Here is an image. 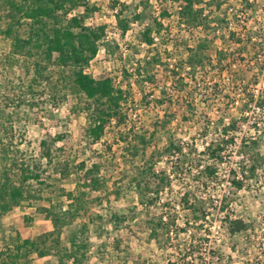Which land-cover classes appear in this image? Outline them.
<instances>
[{"label": "rangeland", "instance_id": "rangeland-1", "mask_svg": "<svg viewBox=\"0 0 264 264\" xmlns=\"http://www.w3.org/2000/svg\"><path fill=\"white\" fill-rule=\"evenodd\" d=\"M121 1L131 6L132 12L130 11L128 16L132 19L140 0ZM210 1L212 0H206L200 7L205 8L212 27L207 34L210 45L208 55L212 62L204 68L190 72L186 64L188 56L184 45L194 47V43L190 40L188 31L179 26L174 18L171 34L158 37L161 44L164 41L168 43L163 47L170 49V55L164 57L172 58L165 61L178 67L177 71L188 84L187 91L180 93L178 85H171L173 80L160 77L149 92V104L141 105L140 99L143 95L135 87L139 117L132 118L137 126L134 135H145L150 138L154 131V120L161 119L167 125L157 133L155 145L164 147L168 139L174 138L185 144V155H188L190 151L202 152L204 145L218 139L224 128L235 121L237 130L231 133L236 139L235 143L228 148L226 163L218 165L217 182L202 180L196 170L197 162L194 160L191 162L185 155L161 160L156 165L157 172L167 171L172 176L179 177L174 182V194L161 196L156 206L148 210L142 211L140 206L142 213L139 218L135 222L125 224L119 231H115L110 221L111 212L124 211L131 203L133 205L138 203V197L130 184V177L133 174L125 180H120L119 173L128 167L122 158L124 144H118L119 130L110 128L103 141L94 145L84 138L83 134L87 127L86 114L80 109L85 105L83 96L67 92L66 88L61 89L60 86L56 91H62L61 95L54 101L55 93L49 90L50 87L46 88L43 85L37 86L38 93L35 96L29 94L28 87L33 74L27 72L28 65L25 60L17 56L9 59L11 44L0 34V110L12 117V123L8 128L11 130V126L13 127L17 139L20 140L22 134L25 136L21 149L31 154L46 133L55 135L58 132H67L69 136L63 142L66 159L76 163L86 161L88 166L94 163H102L104 167L111 165L110 172L102 171L100 176L113 175L111 184L119 182L117 186L122 188L123 195L119 199L114 195L94 193L93 197L103 195L105 202L90 205L88 211L82 213L81 217L63 232V247H70L69 241L73 233L85 229V236H82V239L88 245L86 264H264V139L260 137L255 127L256 121L257 124L264 123V115L255 108L247 114L245 108L251 98L250 90L264 92V72H260L261 62L257 56L260 53L264 57V32L262 30L255 34V31H258L256 28L264 25V0H222L220 10H216L215 5L209 6L207 3ZM154 2L153 0V4ZM102 3L103 8L92 11L86 22L108 24L113 28L116 25V12H112L108 1ZM154 6L155 8L149 4L148 10H145L148 15L159 13L156 12L159 9L157 5ZM138 9V13H141L144 7L140 6ZM79 15L81 17L84 15L83 10L74 12L72 16ZM144 22L146 24V21ZM145 24L133 22L132 29L126 37L120 38L116 32L110 34L117 37V44L124 54V60L116 61L102 48L88 72L97 78L112 77L116 83L123 81L122 72L126 69L135 74L134 70L137 67L134 66L135 63L142 60L147 52L138 38ZM233 32L235 38L231 35ZM251 37H256L257 40L251 42ZM175 41L177 46L174 44ZM220 54L225 59V64L218 63ZM50 69L56 72L54 79L57 80L61 70L58 67ZM159 69L165 71L163 67ZM136 79L137 75L133 78V84H136ZM258 83H260L258 87H255ZM163 89L173 94V97L169 95L162 97L160 92ZM41 92L47 94L39 95ZM186 93H190L189 101L194 99L197 103L198 117L194 118L184 113L183 99ZM200 116L202 120H199ZM254 141H261L255 150L252 148L254 156L257 157V153L260 156L257 163L255 159L253 161L243 157L246 156L245 152L250 150L248 146H254L252 144ZM199 159L203 167L214 164L207 158L197 157V161ZM177 162L180 167L175 168ZM142 163L143 160L136 165ZM254 165L257 166V171L252 175L251 169ZM231 171L236 172L244 181L243 189H236L232 185L234 176ZM77 182L78 178L74 176L65 187L68 190H75ZM187 191L196 195V199H193L199 206V214L196 217H201L198 225L191 212L185 210L182 201L183 194ZM50 196L47 194L45 197L47 205ZM223 199L227 200L235 217L245 219L253 225L249 231L236 236L230 234L228 224L224 223L226 212L219 211ZM168 203H171L168 207H172L169 210L166 208ZM36 209L37 207L28 208L23 205L7 214L0 212V264H59L55 249L52 248L53 239L48 241L47 246H40L45 252L43 255L38 251L28 253L23 247L27 239H37L54 230L52 223L37 213ZM162 214L165 220L178 217L179 227L188 231L181 234L175 243L180 244L182 249L192 244L199 252L195 251L192 256L184 259L180 252L178 254L171 248L164 250L158 242L149 241V232L144 231L142 227L147 220ZM98 217H102L104 221ZM84 225L87 228H84ZM116 238L122 241L121 253L115 248Z\"/></svg>", "mask_w": 264, "mask_h": 264}, {"label": "trees", "instance_id": "trees-1", "mask_svg": "<svg viewBox=\"0 0 264 264\" xmlns=\"http://www.w3.org/2000/svg\"><path fill=\"white\" fill-rule=\"evenodd\" d=\"M102 1H108L112 12H116V25L113 28L108 24L98 25L86 22V18L92 11L103 8ZM154 1L159 8L156 11L159 12L157 15H148L145 11L148 10L149 4L155 8L153 0H140L135 8V14L130 19L128 15L132 8L121 0H96L95 2L92 0H0V34L11 44L9 59L17 56L25 60L28 65L27 72L33 74L28 87L29 94L35 96L38 93L37 86L43 85L46 88L50 87L49 90L55 93L54 101H57L61 95L62 91H56L60 86L61 89L66 88L67 92L83 96L85 105L80 109L86 114L87 119V127L83 134L84 138L94 145L103 141L110 128L119 130L118 144H124L122 158L128 167L119 173L120 180H125L133 174L130 177V184L138 197V203L137 205L131 203V206L128 205L124 211L111 212L110 221L115 231H119L127 223L135 222L142 211L156 206L161 196L174 194V182L179 177L172 176L167 171L157 172L156 165L164 159L184 156L186 152L185 144L174 138L168 139L164 147L155 145L157 133L167 125L161 119L154 120V131L150 138L145 135H134L137 126L132 118L139 117L135 87L143 95L140 99L141 105L149 104V92L160 77L173 80L171 85H178L180 93L187 91L188 84L177 71L178 67L165 61L172 58L164 57V55H170V49L163 47L168 43L164 41L161 44L158 36L171 34V24L175 18L177 24L188 31L190 40L194 43V47L184 45L188 56L186 64L190 72L204 68L212 62L208 55L210 45L209 35H207L212 27L205 8L200 7L206 0ZM207 4L211 7L215 5L216 10H220L223 5L222 0H212ZM140 6L144 7V10L138 13ZM81 10L84 12L82 17L81 15L72 16L74 12ZM133 22L145 24L138 38L147 51L144 58L135 63L134 66H137L134 70L135 74L126 69L122 72L123 81L116 83L112 77L97 78L89 73V67L96 61L102 48L116 61L124 60V54L117 44V37L110 34L116 32L120 38L126 37L132 29ZM231 35L235 38L234 32ZM176 43L177 41L174 44ZM257 56L259 59L263 58L259 67L260 72L263 73L264 57ZM225 62L223 56L218 61L220 64ZM52 67H58L61 70L57 80L54 79L56 72L50 69ZM160 67L165 68V71L159 69ZM136 75L137 85L133 84V78ZM160 93L162 97L165 95L173 97V94L165 92L164 89ZM43 94L47 93L41 92L39 95ZM189 96L190 93H186L183 99L184 113L194 118L198 117L197 103L194 99L189 101ZM246 106L247 114L255 108L258 112L262 111L264 115V95L256 98L252 92ZM201 117L199 120H202ZM11 119L9 114L0 110V212L7 214L23 205L28 208L37 207L36 212L45 216L52 223L54 230L37 239H27L23 244L24 249L28 253L38 251L40 255H43L45 252L40 249V246H47L48 241L53 239L52 248L55 249L59 264H86L88 245L82 239V236H85V229L73 233L69 241L70 247H63V232L78 220L82 213L87 212L90 205L105 202L103 195L93 197L94 193L100 192L108 196L114 195L116 199L121 198L123 194L122 188L117 186L119 182L111 184L113 175L100 176L102 171L109 173L111 165L104 167L102 163H94L88 166L86 161L76 163L66 159V148L63 142L69 136L67 132H58L55 135L46 133L41 137L37 149L29 154L28 151L21 149L25 136L22 134L23 137L18 140L12 126L9 130L8 125H11ZM236 124L232 121L228 127L224 128V132L218 139L203 146L202 152L190 151L188 155H185L191 162L192 160L197 162L196 170L202 180L217 182L219 179L218 165L226 163L228 148L235 143L236 139L231 133L236 132ZM255 127L257 133L264 139V123L257 124L256 121ZM260 142L254 141L252 143L254 146L249 145L250 150H247L246 156L243 155V157L253 161L255 159L257 163L260 156L257 153L255 157L253 149ZM197 157L207 158L214 164L203 167L202 161L200 159L197 161ZM142 160L141 165H136ZM178 165V162L175 163V168L180 167ZM256 171L257 166L254 165L251 169L252 175ZM231 174L234 176L232 185L236 189H243L244 181L236 175V172L231 171ZM74 176L78 178L76 189L68 190L65 185H69ZM47 194L51 195L47 199L48 205L45 201ZM193 199H196L195 193L187 191L183 194L185 210L191 212L198 225L201 222V217H196L199 214V206ZM168 206H171V203H168L166 208L167 210L172 208ZM219 211L226 212L224 223L228 224L232 236L247 232L253 227L245 219L237 218L231 213L226 199L222 200ZM202 216L205 217V215ZM98 218L104 221L102 217ZM84 228L87 226L84 225ZM142 229L149 232V241L158 242L164 250L171 248L178 254L180 252L184 255V259L197 251L192 244L182 249L180 244L175 243L181 234L188 232L179 227L176 216L165 220L163 214L158 215L147 220ZM121 243L119 238L114 241L119 253H121ZM20 250H22L21 247Z\"/></svg>", "mask_w": 264, "mask_h": 264}, {"label": "built area", "instance_id": "built-area-1", "mask_svg": "<svg viewBox=\"0 0 264 264\" xmlns=\"http://www.w3.org/2000/svg\"><path fill=\"white\" fill-rule=\"evenodd\" d=\"M244 22H245V21H244ZM256 30H258V31H255V34L258 33V32L260 33L262 30H263V32H264V25L261 26V28H260V27L256 28ZM251 39H252V42L257 40L256 37H251ZM259 55H261V54L259 53ZM259 60H260V62H261V61L263 60V58H260ZM259 84H260V83H258L257 85H255V87H258ZM249 92H253V93L255 94V97H256V98H258V97L264 95V92H262V93L260 92V93H259V91H256V89L253 90V91L250 90Z\"/></svg>", "mask_w": 264, "mask_h": 264}]
</instances>
